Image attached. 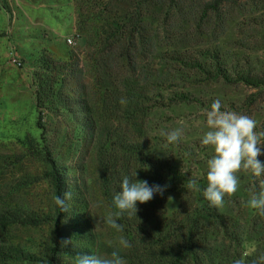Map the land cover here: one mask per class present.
Segmentation results:
<instances>
[{"label":"trees","instance_id":"obj_1","mask_svg":"<svg viewBox=\"0 0 264 264\" xmlns=\"http://www.w3.org/2000/svg\"><path fill=\"white\" fill-rule=\"evenodd\" d=\"M180 1L72 0L77 30L84 35L82 56L66 51V58L59 60L42 54L32 65L37 126L45 130L44 118L50 116H66L76 122L71 141L74 144L79 140V133L81 140L88 137L94 161L107 170L96 187L110 212L117 211L112 198L124 176L132 177L137 172V180L168 185L163 196L157 194L151 201L137 205V217H120L122 233L113 229L115 237L107 250L109 254L119 250L127 264H233L243 258L239 250L246 238L236 229L230 233L225 213L211 207L203 197L206 177H197L198 169L195 171L192 165L211 158L208 146L188 135L178 143L167 144L161 131L168 130L158 114L178 107L210 110L216 98L209 86L214 83L254 90L247 97L251 105L264 91V71L239 66L218 48H199L187 54L179 49L182 41L178 37L163 44L165 38L157 31L174 15L172 11L179 10ZM203 1L200 12L186 21L190 28L193 25L196 35L207 34L213 21L217 24L223 20L225 9L256 12L264 24V0ZM137 55L143 59L140 67L144 72L150 66L151 76L141 72L132 80L139 65ZM161 65L166 71L159 70ZM86 87H90L92 102L99 109L90 107ZM121 98L127 103L122 105ZM221 105V110L229 107L234 111L232 104ZM46 134L40 133L39 139L25 138V145L45 168L42 175L51 190L50 202L41 209H0V264H66L60 259L63 254L74 259L86 254L82 244L95 239L87 231L90 221L76 208L86 203L84 192L45 147ZM190 179L197 181L201 191L187 188ZM66 191L74 197L68 202L70 211L62 212L53 198ZM173 198H178V205L169 211L167 205ZM18 226L51 227L53 235L45 237L38 247L41 251L34 250L30 245L9 241L12 229ZM64 231L69 237H57ZM121 235L130 241V248L120 247ZM62 238L70 239L71 244L61 248Z\"/></svg>","mask_w":264,"mask_h":264},{"label":"rangeland","instance_id":"obj_2","mask_svg":"<svg viewBox=\"0 0 264 264\" xmlns=\"http://www.w3.org/2000/svg\"><path fill=\"white\" fill-rule=\"evenodd\" d=\"M203 2L180 1L179 10L172 11L174 15L157 31L159 37L165 38L163 44L170 38L178 37L182 41L181 48H178L187 54L199 48H218L225 56L232 57L239 66H249L256 72L264 71V24L258 13L225 9L223 20L217 24L213 21L207 34L196 35L193 25V28H190L186 21H189L196 11L200 12ZM156 13L160 14L157 8ZM76 22L72 0H0V209L11 206L41 209L49 204L51 190L42 175L45 168L41 159L33 156L31 149L25 145V138L33 136L39 139V134L46 132V138L43 139L45 147L52 152V157L57 163L68 169L70 180L83 190L87 200L81 205L82 208L76 207L80 214L90 221L87 231L91 233V237H95L92 242L82 244L84 252L89 255L110 256L107 245L112 243L115 234L104 222L110 210L104 205L103 195L96 187L99 178H102L107 170L99 167L94 161L91 141L88 137L81 140L79 133V140L74 141V145L71 140L77 124L66 116L45 117V130L37 126L32 87L33 62L42 54L53 59H65L66 51L82 56L84 35L77 30ZM72 36L75 37L74 44L68 45L66 39ZM160 51H163V47L156 52L157 55L161 54ZM146 59L144 61L148 62ZM135 60L139 65L136 66L137 71L132 80H136L137 73L144 72L140 67L143 60L141 56L137 55ZM15 62H19L20 66ZM162 62L164 64V61ZM159 70L166 71V68L161 65ZM144 73L151 76L150 66L146 67ZM86 91L90 94L87 98L91 101L90 107L99 109L97 103L94 106L92 102L94 95L90 87H86ZM209 91H213L216 100L219 99L223 104L234 105L235 112L255 119L257 131L262 130L264 91L251 105H248L247 97L255 91L245 86L214 83L209 86ZM224 110L233 111L229 107ZM206 112L207 110L203 112L195 107H178L161 111L158 115L162 117L163 125L168 131L183 127L182 137L188 135L189 138L201 140L204 132L208 130ZM207 153L212 156L213 149L208 147ZM159 154L164 153L159 151ZM259 159L264 163V154ZM207 161L205 157L202 163H192L194 170L198 169L197 177H206ZM239 175L238 191L231 197H225L223 207L218 209L225 213L231 225L229 232L236 229L237 233L241 232L246 238L239 252L248 264H251L253 259L264 254V217L246 207V202L253 191L259 190L264 176L255 178L251 173L243 172ZM74 201L73 203L77 204ZM177 205L178 198H173L167 209L173 210ZM51 230V227L46 226H18L12 229L8 239L41 251L38 247L42 245L45 237L53 235ZM59 234L57 237H69L68 231ZM0 240L3 242L1 234ZM227 242L228 240L225 241ZM60 259L66 264H75L76 260L66 254ZM223 264L229 262L225 261Z\"/></svg>","mask_w":264,"mask_h":264},{"label":"clouds","instance_id":"obj_3","mask_svg":"<svg viewBox=\"0 0 264 264\" xmlns=\"http://www.w3.org/2000/svg\"><path fill=\"white\" fill-rule=\"evenodd\" d=\"M120 103L126 104L125 98ZM219 99L213 101L210 110L206 112L207 131L201 138V145L213 149V155L207 161L206 181L207 186L203 189V197L211 207L220 208L225 203V197L233 196L240 186V173H251L255 178L264 176V163L259 157L264 146V130L257 131V122L246 114L235 111L221 110ZM183 124V122H181ZM183 127L171 131H161L166 138L167 144H175L181 140ZM137 172L132 177L124 176L120 184V190L114 193L112 203L116 212H109L104 222L115 229L123 232V225L118 223L120 217H137L139 211L137 205L151 201L155 195L163 196L168 185H149L146 180L135 179ZM188 189L201 191L195 179H190ZM54 203L62 212L70 211L69 201L72 192L66 191L62 196H55ZM171 197H169V200ZM246 207L252 209L260 217H264V181H261L258 191H253L246 202ZM121 248L131 247L130 241L123 235L118 237ZM71 244L70 239L60 241L61 248ZM75 264H127L126 259L119 250H113L110 256L96 254H78ZM233 264H248L245 258L234 260ZM251 264H264V254L251 261Z\"/></svg>","mask_w":264,"mask_h":264},{"label":"built area","instance_id":"obj_4","mask_svg":"<svg viewBox=\"0 0 264 264\" xmlns=\"http://www.w3.org/2000/svg\"><path fill=\"white\" fill-rule=\"evenodd\" d=\"M74 39H75L74 36H72V37H70V38H67V39H66L67 44H68V45H73V44H74ZM15 63H16L17 65L20 66V63H19V62H15Z\"/></svg>","mask_w":264,"mask_h":264}]
</instances>
